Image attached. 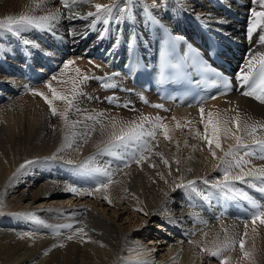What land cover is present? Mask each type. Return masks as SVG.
I'll return each mask as SVG.
<instances>
[{"label": "bare ground", "instance_id": "1", "mask_svg": "<svg viewBox=\"0 0 264 264\" xmlns=\"http://www.w3.org/2000/svg\"><path fill=\"white\" fill-rule=\"evenodd\" d=\"M35 2L38 0H0V19L21 13L58 17L47 22L49 27H26L20 34L0 29V264H219V258L200 253V247L213 248L224 242L226 234L238 240L244 236L245 221V248L252 253L254 264H264V225L258 223L253 232L251 220L236 221L214 210L221 198L226 200L211 186L222 179L223 172L215 169L217 161L206 143L193 135L195 130L204 131L201 106L151 110L134 96L123 95L132 104L116 110L104 102V96L119 93L105 89L95 79L111 73L110 65L115 63L99 58L98 48L140 41L151 18L188 29L193 21L190 16L203 19L215 32L231 34L239 46L236 71L247 72L248 61H259L264 55V23L250 31L255 22L251 11L264 8L252 0H80L69 7L61 0H44L39 8ZM96 3L114 5L112 12H101L99 18L88 16L95 12ZM24 40L32 43L25 45ZM59 50L66 53L65 61L73 62L67 69L55 60L62 55L51 54ZM39 60L42 64L37 66ZM83 76L89 79L79 89L88 92H81L68 112L73 126L52 116L43 108V98L30 88V79L41 78L45 85L41 93L49 99V83L70 95L72 82ZM18 92L16 102L13 96ZM98 100L104 109L94 111L93 102ZM53 106L63 112L66 104L55 100ZM202 108L205 119L208 112L219 113L229 120V126L236 111L242 118L264 122V107L237 95ZM89 116L95 119H87ZM144 116L159 117L170 137L166 140L157 131L147 161L137 164L135 150H116L118 155L98 152L112 131L113 120L139 123ZM222 142L225 150L235 143L232 139ZM245 142L251 143V139ZM189 148L186 154L184 150ZM239 155L247 162L245 170L264 168L258 158ZM85 161L90 167L111 172L114 183L96 192L106 178L81 169ZM188 180L196 181L194 190L176 187ZM71 187H91L92 194L69 192ZM209 209L214 218L208 216ZM64 224L72 227H59ZM78 228L86 235L67 239ZM240 257L237 243L220 258H230V264H246Z\"/></svg>", "mask_w": 264, "mask_h": 264}, {"label": "snow or ice", "instance_id": "2", "mask_svg": "<svg viewBox=\"0 0 264 264\" xmlns=\"http://www.w3.org/2000/svg\"><path fill=\"white\" fill-rule=\"evenodd\" d=\"M80 0H61L64 7H69L71 4H77ZM253 3H258L261 8H264V0H252ZM44 3V0H38L35 2V7L39 8ZM114 5L109 4H94L95 12H89L88 16H96L99 13H111ZM155 7V5H153ZM147 11V9H145ZM151 16V13H149ZM252 17L255 18V22L252 24L250 31L255 30V28L264 23V11H251ZM58 17L56 15L50 14L49 16L36 17L28 13H21L18 16H7L0 19V29L6 30L10 33L20 34L22 30L26 27L35 28H46L49 27L47 22L49 20H56ZM105 23L108 21L105 20ZM264 40V37H261ZM25 45H29L32 42L29 40L23 41ZM72 61H68L64 64V69H67ZM257 64L259 66V83L256 84L250 91H244L242 94L244 96H251L256 100L264 103V56H262L259 61L250 59L247 64L248 71L238 74V78L241 79L245 84L253 78V72L256 70ZM79 72V69L76 70ZM56 80L57 77H52ZM89 77L83 76L79 81L72 82V90L70 95H65L64 93L58 91L56 88L52 87L49 83L46 85L48 90L51 92L52 97L49 99L41 92H33L34 95L41 96L44 101L48 104L49 110L52 116H60V118L65 122L66 126H73L68 120V112L72 109L74 101L77 96L82 95L79 91V85L87 81ZM67 83V81H64ZM259 90V92H258ZM215 99V97H213ZM60 100L66 104L63 112H58L53 106V101ZM156 107H160L156 105ZM79 110V109H77ZM232 111H236L232 109ZM200 123L203 125V133L199 130H195L193 135L200 137V139L206 143L208 147V152L211 157L217 161L215 165L216 170H222V179L215 180L211 186L215 189L220 190L226 198L242 200L247 202L251 208V214L249 219L253 225L252 231L256 232V225H264V202L254 199L253 196L249 195L247 191L236 187L237 184L246 185L248 188L253 189L255 192L261 194L264 197V168H250L245 170L247 167V162L240 157L241 150H244L245 155H255L256 150L260 153V158L264 159V122L253 121L249 117H241L239 111H236V115L231 117V125L229 126V120L221 117L219 113L213 114L212 112L207 113V118L205 119V109L200 108ZM87 119H95V117L89 116ZM175 119V118H173ZM191 123V121H186V124ZM145 124H151V128H146ZM181 125L177 122V128ZM112 131L108 134V139L104 142L102 148H98L100 153H109L112 155H118L116 150L121 152H127L129 150H135L138 153V158L135 159L137 164L147 161L149 157L146 153L153 152V145L151 140H154L157 131H162V134L166 140H169V129L164 125L159 117L149 118L144 116L141 118L140 122L135 121L128 123H117L115 120L111 123ZM247 138L251 139V143H246ZM232 139L235 141L234 144H230L227 150L224 149L223 140ZM217 150L220 155H217ZM155 155L161 156L162 154L156 152ZM91 159V158H90ZM167 164V161H163ZM33 161H27L26 164H31ZM71 163V161H69ZM176 163H179L176 161ZM153 166V165H149ZM24 168L25 165H21ZM81 169L94 174H99L106 178V182H101L95 188L96 192L101 190H107L109 185L114 183L112 179V173L107 169L101 167H90L88 161H85L81 166ZM203 179V178H202ZM205 184H208L207 179H203ZM195 180H188L187 183L177 184V188H191L194 190ZM68 191L75 192L79 194L78 189L71 187L67 189ZM85 194H92L91 192ZM104 199H108L107 196ZM35 219V217H33ZM39 222V221H38ZM61 228H71L72 225L64 224L59 225ZM248 223L244 222V236L239 237V239L229 238L227 234L225 235V240L223 243L217 244L213 248L200 247V253H206L209 257L219 258V264H230V258H220L221 253L225 250L230 249L231 246L239 244V250L241 253L240 261L246 262V264H254L252 253L245 248V238L247 236ZM226 232V230H224ZM82 234L86 235L83 228H78L75 230L73 235H69L67 239L72 240L74 235ZM189 243H194L189 241Z\"/></svg>", "mask_w": 264, "mask_h": 264}, {"label": "rangeland", "instance_id": "3", "mask_svg": "<svg viewBox=\"0 0 264 264\" xmlns=\"http://www.w3.org/2000/svg\"><path fill=\"white\" fill-rule=\"evenodd\" d=\"M67 61H65V62H63L62 61V65H64L65 63H66ZM61 64H60V66H61ZM56 66V65H55ZM34 87V88H33ZM36 87V88H35ZM43 87H45V85H44V83L43 82H37L36 84H34V85H32L30 88L32 89V90H36V92H41V89L43 88ZM92 87V86H91ZM90 87V88H91ZM40 89V90H39ZM44 90V89H43ZM85 90H86V92H85ZM79 91L80 92H82L83 94L84 93H87L88 92V89H79ZM91 92V91H90ZM20 94H21V92H18L17 93V95L15 94V96H13L14 98H16L15 100H16V102H19V96H20ZM41 101V104L43 105V108H46L47 110H49V107H48V104L44 101V99H41L40 100ZM95 102V103H94ZM93 102V104L95 105L94 106V111H97L99 108H101L103 105L101 104L100 105V103L102 102L101 100H98V102L96 103V101H94ZM104 107V106H103ZM101 108V109H104V108ZM129 113V112H128ZM142 115V114H141ZM190 150H191V148H189V149H186V150H184V152H186V154H188V153H190ZM75 188H77L78 189V191H80V192H83L84 193V195L86 196V197H88V194H85V193H89L91 190H92V188L91 187H89V188H87V189H83V188H81V187H75ZM69 192H71V191H69ZM72 193H75V192H72ZM32 232V231H31ZM153 232V231H152ZM85 243H91V241L90 242H87V241H85ZM93 245V244H92Z\"/></svg>", "mask_w": 264, "mask_h": 264}]
</instances>
